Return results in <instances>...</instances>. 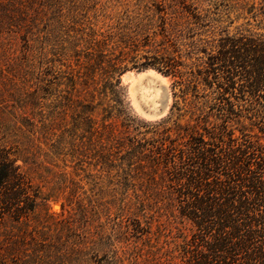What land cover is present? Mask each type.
Listing matches in <instances>:
<instances>
[{"label":"rangeland","instance_id":"374dc122","mask_svg":"<svg viewBox=\"0 0 264 264\" xmlns=\"http://www.w3.org/2000/svg\"><path fill=\"white\" fill-rule=\"evenodd\" d=\"M28 1L0 0V153L24 184L0 264H176L189 224L151 158L190 132L264 144V98L210 65L264 34V0Z\"/></svg>","mask_w":264,"mask_h":264},{"label":"trees","instance_id":"16d2710c","mask_svg":"<svg viewBox=\"0 0 264 264\" xmlns=\"http://www.w3.org/2000/svg\"><path fill=\"white\" fill-rule=\"evenodd\" d=\"M230 41L222 44L210 65L220 63L228 87L234 76L242 78L259 103L264 98L259 92L264 90V34ZM258 130L264 137V126ZM187 134L180 147L158 146L151 158L166 169L163 176L172 184L169 199L175 217L189 224L186 231L177 228L168 257L176 264H264V144L246 137L234 147L223 140L220 130L206 132L213 147L220 142L216 150L208 146L204 134ZM22 185L0 153L1 212L14 210L13 190ZM95 264L108 263L99 258Z\"/></svg>","mask_w":264,"mask_h":264},{"label":"bare ground","instance_id":"6f19581e","mask_svg":"<svg viewBox=\"0 0 264 264\" xmlns=\"http://www.w3.org/2000/svg\"><path fill=\"white\" fill-rule=\"evenodd\" d=\"M152 74H153V73H152ZM147 76H148V75H147ZM152 76H154V74H153ZM155 76H156V75H155ZM155 76H154V77H155ZM141 78H143V77H141ZM141 78H140V79H141ZM147 78H148V77H147ZM149 78H150V77H149ZM151 78H152V77H151ZM153 79H155V78H153ZM158 81H159V80H158ZM160 81H161V80H160ZM162 82H164V81H162ZM161 88H162V87H161ZM159 90H160V89H159ZM161 91H162V90H161ZM162 92H163V91H162ZM158 101H159V100H158ZM159 105H160V104H159ZM163 106H164V105H163Z\"/></svg>","mask_w":264,"mask_h":264}]
</instances>
